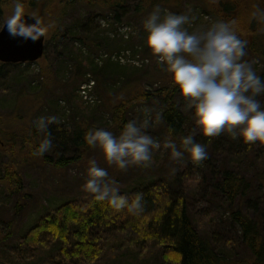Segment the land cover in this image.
Segmentation results:
<instances>
[{"label": "rangeland", "instance_id": "obj_1", "mask_svg": "<svg viewBox=\"0 0 264 264\" xmlns=\"http://www.w3.org/2000/svg\"><path fill=\"white\" fill-rule=\"evenodd\" d=\"M130 1L129 5L136 0ZM204 5V2L198 0H187L167 8L159 5L141 17L125 18L121 24L114 23V15L111 13L83 6H76L57 26L53 24V19L39 15L47 28L46 55L29 65L3 67L0 75V127L12 141L10 143L9 138H6L4 142L8 144H0L12 148L11 158L9 154L3 153V162L16 167L26 190L36 200L35 203L29 204L13 223L12 228L18 235L24 234L45 208L53 209L62 203L81 201L93 196L94 194L85 191L82 186L87 180L88 161L95 159L101 167L107 169L108 179L117 181L121 194L134 192L156 182L164 183L166 191L173 199L185 200L192 225L214 250L227 256L229 260L245 256L244 247L239 239V228L230 217L226 199L213 186L225 170L229 169L242 176L249 182L250 192L248 198L240 203L241 212L255 218V213L260 210L261 220L264 222V188L260 187L258 180L263 166L261 164L264 156L263 144L259 142L246 144L238 134L233 139L232 134L227 132L207 138L199 133L193 122L190 134L196 133L195 140L206 145L207 158L193 162L186 153L182 159H173L171 150L164 147L167 139L163 131L161 106L158 103H151L148 106H139L129 114V120L142 122L146 118L149 119L150 124L145 131L160 142L161 147L153 149V160L148 167L129 165L126 169H119L116 165L106 162L98 147L90 146L82 158L68 163L64 168H55L44 163L40 156L33 155L34 150L31 149L32 145L38 146L47 135L35 127L34 122L40 116L55 115L58 121L55 124L65 130L71 129L74 122L83 120L92 128H105L117 134L105 103L111 101L114 104L115 99L106 97L108 101L101 100L94 88L91 89V94L89 90L86 91L85 99L80 92L84 89L81 87L85 86L87 89V81H95L93 78L98 70L101 71L99 73L106 75V80H103L102 76H96L102 83L104 82L110 93L119 92L123 87H142L147 91H153L161 84L163 86L164 76L168 73L144 45L146 35L144 21L159 9L161 16L166 12L188 15L190 20L185 27L189 31L204 30L215 23ZM13 7L14 4L6 7L2 25ZM126 13L128 16L132 14V10L127 9ZM84 20H90L94 29L100 32L97 38L101 39V48L96 50L97 53L88 54L89 50L78 43L63 47L62 42L60 44L58 42L61 33L76 30ZM54 35L57 36L56 40L51 39ZM243 59L251 62L257 74L264 77L262 61L248 52ZM109 60L119 63L116 70L114 68L108 70ZM101 85L98 91H103ZM62 95L67 96L69 100L65 101ZM89 97L97 99L99 103L86 104L85 101ZM259 99L264 104V96H260ZM179 102L181 109L187 111L186 100L180 97ZM85 114L88 115L86 118ZM215 145H218L219 149L215 148ZM62 154L63 152L58 149V143L53 141L52 149L43 156L57 159ZM71 154H74V150L68 151L64 157L67 158ZM0 214L5 221H9L11 217L9 212L2 211ZM5 233L6 227L2 225L0 237ZM94 235L102 238L101 257L96 264H158V256L154 255L152 247L147 248L148 254L136 257L125 250L126 243H123L125 239L120 235L97 230ZM3 249L0 247V264L4 262ZM39 253L40 251L36 253L35 259L40 264L43 256L49 258L54 252ZM56 256L48 263L55 262ZM47 261L48 259L42 264H47Z\"/></svg>", "mask_w": 264, "mask_h": 264}, {"label": "trees", "instance_id": "obj_2", "mask_svg": "<svg viewBox=\"0 0 264 264\" xmlns=\"http://www.w3.org/2000/svg\"><path fill=\"white\" fill-rule=\"evenodd\" d=\"M185 1L187 0H136L131 5L128 4L130 0H24V3L29 13L51 18L54 21L53 24L57 26L76 6L111 13L114 15V23L121 24L125 18L141 17L155 10L159 5L167 8ZM198 1L204 2V7L208 9L214 22L236 19L239 22L238 34L241 39L247 41L246 52L264 63V21L258 22L251 15L256 6L264 8V0ZM9 4H14V0H0V26H2L4 12ZM127 9H131L132 14L127 16ZM80 23L76 30L61 33L59 44L62 42V46L67 47L78 43L89 50L88 54L97 53L96 50L101 48V39L97 38L99 30L94 29L90 20ZM56 38L57 36L54 35L51 39L56 40ZM47 46L48 43L45 44L44 55H46ZM6 66L20 67L22 65L0 64V75L2 74L1 69ZM117 66L119 63L109 60L107 68L116 70ZM99 72L101 71L98 70L95 74L106 80V75ZM96 75L93 78L95 81L91 80L93 83L91 89L97 90L101 100L115 99L114 104L111 101L108 102L110 104L106 101L105 103L111 113L117 134L129 121V114L135 108L148 106L151 103H158L161 106L166 139H169L170 129L173 130L171 138L176 141L177 145L180 144L183 136L190 134L194 122L192 111L181 109L179 102L181 95L173 85L169 74L164 76L163 86L161 84L153 91H147L142 87H123L119 92L112 93L108 92L104 82L102 83ZM99 85L103 91H98ZM62 98L65 101L69 100L67 96L62 95ZM90 128H92L90 124L83 120L78 123L74 122L69 130L55 123L51 124L48 132L52 141L58 143V149L63 154L57 159L40 156L41 160L52 167L64 168L68 163L82 158L90 147L83 139L84 134ZM6 138L9 136L0 127V144H8L4 142ZM9 142H12L10 138ZM0 147L2 148L0 153V213L7 211L11 214L9 221H5L0 214V229L2 225L6 227V233L0 237V247L4 248L3 251L5 250L3 264H39L35 259L38 251H40L39 254L54 252L49 258L43 256L40 264L47 259V264H50L49 260L56 255L58 257L56 256V261H52V264H96L102 252V238L94 235L96 230L120 235L122 239H125L123 241L126 243L125 250L136 257L148 254L147 248L152 247L154 255L158 256V264H169V259L172 257H175L174 264H264L262 213L258 210L254 215L255 218L242 214L240 203L248 198L250 184L242 176L229 169L223 172L213 187L226 199L230 217L239 228L240 243L245 251L243 258L239 256L234 260H229L227 256L214 250L192 225L185 200L183 198L173 199L162 182L123 194L129 199H132L136 193L143 195V210L138 214L130 213L127 209L114 210L107 201H97L93 195L85 200L62 203L53 209L45 208L34 224L24 234L18 235L12 228L13 223L22 215L23 210L36 200L26 190L16 167L3 162V153L4 155L9 154L11 158L12 148L4 145ZM34 148L35 146L32 145L31 149L34 150ZM215 148L219 149V146L215 145ZM70 150H74V154L67 158L64 157ZM261 164L263 166L258 180L260 187L264 188V156Z\"/></svg>", "mask_w": 264, "mask_h": 264}, {"label": "clouds", "instance_id": "obj_3", "mask_svg": "<svg viewBox=\"0 0 264 264\" xmlns=\"http://www.w3.org/2000/svg\"><path fill=\"white\" fill-rule=\"evenodd\" d=\"M258 22L264 21V8L256 6L251 13ZM32 17L29 23L26 17ZM190 17L185 14L154 11L143 23L146 33L144 45L158 59L170 75L173 85L187 102L192 119L204 137H217L222 132L237 134L242 142L264 144V104L258 98L264 96V77L258 75L252 63L243 59L247 41L240 38L236 19L219 20L204 30L189 31L185 27ZM7 27L13 37L33 41L45 35L47 28L35 13H28L24 0H14V7L0 30ZM143 99V98H141ZM147 111V110H146ZM57 117L40 116L35 127L47 135L34 148L33 155L43 156L53 147L49 126L57 123ZM150 120H129L119 134L105 128L93 127L84 134L89 146L98 147L108 164L119 169L129 165L150 166L153 149L160 142L145 129ZM170 136L164 143L171 150L173 159H182L187 153L193 162L207 158L206 145L195 140L196 133L185 135L180 144ZM94 194L95 200L107 201L114 210L127 209L138 214L143 210L141 193L132 199L120 193L117 181L108 179V171L95 159L88 161L87 180L82 186Z\"/></svg>", "mask_w": 264, "mask_h": 264}, {"label": "water", "instance_id": "obj_4", "mask_svg": "<svg viewBox=\"0 0 264 264\" xmlns=\"http://www.w3.org/2000/svg\"><path fill=\"white\" fill-rule=\"evenodd\" d=\"M29 23H34L32 17H26ZM44 39L37 41L23 37H13L9 34L7 27L0 30V62L3 64H18L36 62L44 52Z\"/></svg>", "mask_w": 264, "mask_h": 264}, {"label": "bare ground", "instance_id": "obj_5", "mask_svg": "<svg viewBox=\"0 0 264 264\" xmlns=\"http://www.w3.org/2000/svg\"><path fill=\"white\" fill-rule=\"evenodd\" d=\"M174 260H175V257L174 258L172 257L171 259H169V264H174L175 262Z\"/></svg>", "mask_w": 264, "mask_h": 264}]
</instances>
